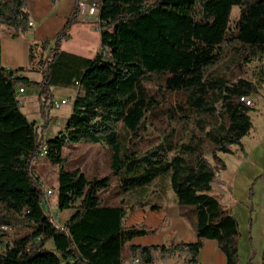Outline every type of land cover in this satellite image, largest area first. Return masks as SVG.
Instances as JSON below:
<instances>
[{"label":"trees","instance_id":"trees-1","mask_svg":"<svg viewBox=\"0 0 264 264\" xmlns=\"http://www.w3.org/2000/svg\"><path fill=\"white\" fill-rule=\"evenodd\" d=\"M233 7L238 13L229 30ZM79 9L72 0L54 35L28 42L26 68L0 67V264H123L125 252L140 264L178 258L199 264L203 240L215 242L224 264H238L237 223L221 205L220 155L232 154L252 128V109L239 99L257 93L242 76L264 54V0H101L99 47L91 58L61 50ZM0 26L12 39L25 36L31 30L26 0H0ZM16 86L37 90L38 128L20 112ZM54 89L75 93L60 132L43 140ZM144 123L160 142L134 153L129 144ZM77 144L105 145L108 173L86 180L65 170L62 149ZM42 145L58 166L56 208L71 210L60 226L39 204L43 191L31 172ZM114 179L123 195L166 179L196 242L129 245L147 232L124 227L139 205L121 198L108 206L99 196ZM258 264H264V236Z\"/></svg>","mask_w":264,"mask_h":264},{"label":"rangeland","instance_id":"rangeland-1","mask_svg":"<svg viewBox=\"0 0 264 264\" xmlns=\"http://www.w3.org/2000/svg\"><path fill=\"white\" fill-rule=\"evenodd\" d=\"M87 2L89 0H83L81 18L84 15L83 9ZM237 13V8L233 7L229 17V30L234 27ZM6 28L0 26V31L4 35H10L11 30ZM86 32H88L87 36L84 35ZM70 36V42L63 47L65 51H76L81 47L80 51L83 55L87 57L91 55L88 51L89 45L95 43L97 36L92 23H80L73 28ZM37 56L38 53L36 52L35 57ZM242 77L252 81L257 86V93L249 98L252 102L250 107L252 110L249 112L252 128L241 139L240 147L231 148L232 154L220 155L225 164V170L220 172V179L223 181L226 190L221 205L237 223L239 234L236 243L238 264H258L257 260L261 253L264 236V54L251 61ZM31 92L30 88H25V94L19 98L20 103H25V105H22L20 110L28 119H31L32 117L28 116L27 112L35 108V120H40L38 105L34 101L28 100ZM74 93V89H59L55 92L54 100L63 98L66 103L49 111L52 123L41 132L43 139H50L60 132L70 114ZM159 142L160 137L154 127L144 123L138 135L131 139L129 147L134 153H142ZM107 155L108 151L103 144L65 146L61 153V157L65 160L64 169L68 171L78 170L86 180L101 178L108 173ZM57 170L58 166L51 164L48 158L34 159L31 167L34 180L39 184L43 193L51 192L47 197L49 210L43 201L41 207L44 212L51 216L54 223L60 226L69 216L71 210L61 212L56 208ZM117 183L118 180L114 179L107 190L99 193L104 204L115 205L121 198H124L128 204L135 203L136 193L121 194ZM155 188L160 189L161 195H150ZM170 192L167 180L158 179L145 188L143 194L149 197L146 203L161 205L171 200ZM76 204L77 202L74 203V206ZM9 235H11L10 231ZM5 241L6 239H2L1 245ZM45 247L52 249L50 242H46ZM168 264H182V261L181 258L170 259Z\"/></svg>","mask_w":264,"mask_h":264},{"label":"crops","instance_id":"crops-1","mask_svg":"<svg viewBox=\"0 0 264 264\" xmlns=\"http://www.w3.org/2000/svg\"><path fill=\"white\" fill-rule=\"evenodd\" d=\"M80 1L79 14L77 16V22L71 27L69 34L73 28L79 25L82 22H88L93 24L94 32L96 33L95 43H91L88 51L90 56H85L81 53V47L76 51H65L64 45L70 42H64L61 44V50L78 55L85 58H91L97 52L99 47V35L98 29L95 25V20L97 16H86V8L88 4L92 1L89 0L83 9L84 15L81 18V10L83 0ZM28 10L30 13V22L31 30L23 37H18L15 39L10 38L9 35L3 34L0 31V67L8 70H15L18 67L26 68L27 63V49L29 41H38L44 38L51 37L54 35L64 24L65 18L69 13L70 7L72 5V0H26ZM7 29V28H6ZM5 30V29H4ZM9 32V31H8ZM88 35V32L86 34ZM22 76L28 78L31 81L39 80L37 74L23 73ZM23 88V93L20 97L25 94V88ZM59 89H54L52 91V101L64 100L63 98L59 100H54V94ZM64 90V89H60ZM29 101H34L36 104L37 90L31 89ZM20 107L25 105V103H20ZM32 106V103H31ZM19 107V110H20ZM22 115L26 118L27 121L33 122L35 127H39L41 124L40 120H35V108L33 110H28V116H31V119H28L26 115L20 110ZM39 117V114H38ZM50 124L52 123V118L49 115ZM49 124V125H50ZM49 127V126H48ZM36 133H40L39 129L36 130ZM39 137L42 138L41 133ZM43 139V138H42ZM46 140V139H43ZM144 190L138 191L135 205L140 207L136 208L133 212L128 213L125 217L124 227L125 228H140L147 232L146 235L135 237L130 242L129 245L132 246H149V245H168L177 241H181L187 244H192L196 242V237L191 231L187 221L182 217H179L177 207L175 205V198L171 194V200L167 203L157 205L162 207L160 211L149 210V206L152 204L146 203V200L149 198L143 194ZM170 191V190H169ZM153 195H161L160 189L155 188ZM66 211V210H63ZM61 211V212H63ZM66 219V218H65ZM133 257L127 252L123 254V264H126L128 260ZM197 261L199 264H224V257L221 252L217 249L215 242L212 240H203L202 246L197 255ZM170 260L164 262H154L153 264H168ZM258 263V260H257Z\"/></svg>","mask_w":264,"mask_h":264},{"label":"built area","instance_id":"built-area-1","mask_svg":"<svg viewBox=\"0 0 264 264\" xmlns=\"http://www.w3.org/2000/svg\"><path fill=\"white\" fill-rule=\"evenodd\" d=\"M101 6V0H92L87 8H86V16L91 17V16H97L98 14V10ZM98 19L96 17L95 22H97ZM23 93V88L22 86H16L14 88V97L17 100V104L20 107V101L19 98ZM241 102H243L246 106L251 107L252 102L250 99L241 97L239 99ZM66 103V100H60V101H52V108L56 109L58 108L60 105H63ZM46 157V147L44 145L40 146L39 149L37 150L35 159H44ZM51 194L50 191H46L45 193H43V196L41 197V200L39 202V204H42V201L44 202V204L46 205L47 209L49 210V207L47 206V197ZM4 230H6L9 233V229L3 228ZM126 264H140L138 258L136 256L131 257L128 262Z\"/></svg>","mask_w":264,"mask_h":264}]
</instances>
